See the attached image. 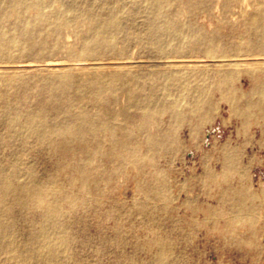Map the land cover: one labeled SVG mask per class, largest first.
I'll return each mask as SVG.
<instances>
[{
  "label": "rangeland",
  "instance_id": "obj_1",
  "mask_svg": "<svg viewBox=\"0 0 264 264\" xmlns=\"http://www.w3.org/2000/svg\"><path fill=\"white\" fill-rule=\"evenodd\" d=\"M35 1L0 0V172L18 173L15 188L45 181L72 201L61 203L53 229L31 205L4 217L12 230L0 237V264H44L23 249L30 231L57 239L63 264H156L160 251L168 264H264V0H162L156 11L150 0ZM105 19L117 27L96 35ZM153 27L166 30L155 39ZM90 40H98L92 50ZM124 72L131 79L124 89L89 99L92 79L105 84ZM138 98L155 111L149 118L131 106ZM82 114L97 126L111 118L115 133L85 128L81 141L47 144L24 128L9 136L14 116L23 125L78 126ZM142 136L157 152L145 153ZM119 142L126 148L113 152ZM96 147L80 191L74 168ZM62 222L66 233L57 230ZM66 237L71 245L63 247Z\"/></svg>",
  "mask_w": 264,
  "mask_h": 264
},
{
  "label": "bare ground",
  "instance_id": "obj_2",
  "mask_svg": "<svg viewBox=\"0 0 264 264\" xmlns=\"http://www.w3.org/2000/svg\"><path fill=\"white\" fill-rule=\"evenodd\" d=\"M34 2V4H36V5H38V1H35V0H33ZM162 0H150V2H151V7H152V10H154V11H156L157 10V8L159 7V5H160V2H161ZM244 1H246V0H244ZM217 3H219V2H217ZM246 3V2H245ZM243 4V3H242ZM241 4V5H242ZM218 7V6H217ZM244 7V6H243ZM215 9H216V6H215ZM218 9V8H217ZM224 9V8H223ZM247 9V8H246ZM183 11V10H182ZM216 11V10H215ZM218 11H219V9H218ZM246 11V10H245ZM241 14H243V13H241ZM199 17V16H198ZM204 16L202 15V18H203ZM182 18V17H181ZM200 19V18H199ZM189 20H191V19H189ZM240 20H242V19H240ZM214 22H215V20H214ZM199 23V22H198ZM126 24H127V22H126ZM192 24H194V23H192ZM214 24V23H213ZM209 26V25H208ZM249 26L252 28V30H253V33L255 34V35H259L260 34V28L257 26V25H255L254 23H251V22H249ZM104 27H117L116 25H114L113 24V22L112 21H110V20H107V19H105L101 24H99L98 26H97V29L95 30V33H96V35L97 34H99L103 29H104ZM210 29V28H209ZM164 30H166V29H162V28H155V27H153L152 29H151V32H150V34H151V38H159V36H161V34H162V32L164 31ZM36 31V30H35ZM65 31V30H64ZM100 31V32H99ZM115 31V30H114ZM117 31H118V29H117ZM27 31L25 30V31H23V34H25ZM114 33H116V32H114ZM117 34H119V33H117ZM116 34V35H117ZM208 38V37H207ZM242 38H243V36H242ZM1 39V38H0ZM67 39V38H66ZM100 39H101V41H102V43H100ZM99 39V42H98V40H90L88 43H87V46H88V48L89 49H93V46H96V44H97V42H98V45H101V44H103L104 42H106V41H108L109 39H110V36L108 35V36H101V38ZM192 39V38H191ZM65 40V39H64ZM68 40V39H67ZM182 40H183V38H182ZM172 40L170 39V42H171ZM243 41V40H242ZM163 42H164V40H163ZM174 42V41H173ZM169 44V43H168ZM178 44V43H177ZM156 46V45H155ZM151 47V46H150ZM178 47V46H177ZM218 48V47H217ZM181 49V48H180ZM199 49V48H198ZM111 51V50H110ZM132 54V53H131ZM141 54V53H140ZM264 56V55H263ZM161 57V56H160ZM220 58V57H219ZM235 58H238V57H235ZM244 58V57H243ZM247 58V57H246ZM207 59H209V58H207ZM214 59V58H213ZM221 59H222V57H221ZM224 59V58H223ZM227 59V58H226ZM241 60V59H240ZM253 60V59H252ZM263 60V59H262ZM261 60V61H262ZM254 61V60H253ZM126 62H127V60H126ZM164 62V61H163ZM57 63V62H56ZM53 64V66L54 67H56V66H58V64L59 63H57V64ZM105 62H103V64H104ZM119 63V62H118ZM118 63H116L117 65H119ZM130 63V62H129ZM149 63V62H148ZM78 64H80V63H78ZM88 64V63H87ZM109 64V63H108ZM111 64V63H110ZM23 65V64H22ZM21 65V66H22ZM25 65V64H24ZM67 65V64H66ZM70 65V64H69ZM83 65V64H82ZM81 65V66H82ZM85 65V64H84ZM90 65V64H89ZM249 65V64H248ZM248 65H246L247 67H248ZM264 65V64H263ZM26 66V65H25ZM52 66V65H51ZM73 66V65H72ZM74 66H76V65H74ZM176 66V65H175ZM244 69H245V67L246 66H244V65H241ZM31 67V66H30ZM33 67V66H32ZM47 67V66H46ZM189 67V66H188ZM25 68V67H24ZM52 68V67H51ZM76 68V67H75ZM263 68H264V66H263ZM55 69H57V68H55ZM72 69H74V67L72 68ZM176 69H178V68H176ZM193 69V68H192ZM51 70V69H50ZM147 70V69H146ZM178 70H181V69H178ZM188 70V69H187ZM186 70V71H187ZM195 70V69H194ZM97 71V70H96ZM120 71V70H119ZM160 71H161V69H160ZM197 71V70H196ZM122 72V71H121ZM151 72V71H150ZM168 72V71H167ZM199 72V71H198ZM205 72V71H204ZM174 73V72H173ZM225 73V72H224ZM243 73V72H242ZM164 74V73H163ZM178 75H179V72L177 73ZM239 74V73H238ZM174 75V74H173ZM248 75V74H247ZM127 76V73L126 72H124V73H116V74H110L109 76H107L106 77V79L104 80V82H105V84L102 82V83H100L99 81H98V79H92L91 81H90V83H89V90H88V95H89V99L92 101V99H94L98 94H103V93H107V92H111L113 89H115V87L118 85L121 89H124V87H126V84H128V82H129V79L130 78H127L126 77ZM194 77V76H193ZM161 79V78H160ZM131 80V79H130ZM164 80V79H163ZM197 83V82H196ZM220 83V82H219ZM181 85V84H180ZM168 86V85H167ZM254 86V85H253ZM256 86V85H255ZM203 87H204V85H203ZM203 87H201V89L203 88ZM249 87V86H248ZM59 88V87H58ZM56 89V91L58 92V90H57V88H55ZM243 90V89H242ZM246 90V89H245ZM248 90V89H247ZM172 91V90H171ZM181 91V90H180ZM203 91H204V89H203ZM205 92V91H204ZM175 93V92H174ZM183 94V93H182ZM119 95V94H118ZM262 97L264 96V91L260 94ZM172 96V95H171ZM170 96V97H171ZM174 96V95H173ZM122 97V96H121ZM158 97V96H157ZM168 98V97H167ZM203 98V97H202ZM207 98V97H206ZM174 99V98H173ZM199 99H200V97H199ZM211 99V98H210ZM121 100H122V98H121ZM120 100V101H121ZM9 101H11V99L9 100ZM167 101V100H166ZM183 101V100H182ZM254 101V100H253ZM157 103V102H156ZM155 103V104H156ZM177 103V102H176ZM8 104V103H7ZM9 104H10V102H9ZM126 105V104H125ZM181 105V104H180ZM225 105V104H224ZM253 105V104H252ZM131 106H135V107H138L139 109H143L144 110V114H143V117H145V118H149L150 116H152L153 114V108H151V107H149V105H148V103H146V102H143V101H141V100H139V98L138 99H132V104H131ZM8 107V106H7ZM12 107V106H11ZM17 107V106H16ZM231 107V106H230ZM14 108V107H13ZM166 108H168V107H166ZM242 109V108H241ZM171 110H172V107H171ZM244 110V109H243ZM200 111V110H199ZM202 111V110H201ZM260 111H262V110H260ZM93 112H94V110H93ZM155 112V111H154ZM167 113V112H166ZM189 113H191V112H189ZM264 113V112H263ZM213 114V113H212ZM253 114V113H252ZM200 118V117H199ZM111 118H108V121H103L102 123H100L98 126L96 125V124H94V121H92V118H90L88 115H86V114H82L81 116H79V125L78 126H75V125H71V124H62V125H59V124H56V125H54V124H51V123H49V122H46L45 120H42L40 123H36L33 119H29L27 122H26V124L25 125H23V124H21L20 123V120H19V118H18V116H14L10 121H8V125L11 127L12 126V130H11V128H10V132H12V134H9V136L11 135V137H12V135H14V136H16V134H17V132H19L18 130H20L21 131V129L22 128H24V130L26 131V132H28L30 135H32V136H34L37 140H39L41 143H45L46 142V144H47V142H49V141H51V142H53V143H56V142H58V140L60 141V140H62V139H64V138H66V139H68L69 141H70V143H74V142H77V141H81V139L83 138L82 136H83V133H84V129L85 128H87V132H89V133H94V132H96L97 130H101V131H103V132H105L107 135H109L110 137H112L113 136V133H115V128L112 126V124H111ZM3 123V122H2ZM183 123V122H182ZM237 124V123H236ZM137 125V124H136ZM202 125V124H201ZM1 127V126H0ZM261 127H262V125H261ZM1 129H3V127H1ZM151 129V128H150ZM120 133L119 134H121L122 136H123V138H129V136H130V132L127 130V129H123L122 127H120L119 128V130H118ZM2 131H0V136H1V134L3 135L4 133H1ZM134 132V131H133ZM140 132H142V131H140ZM151 132V131H150ZM21 132H19V134H20ZM23 133V132H22ZM135 133V132H134ZM255 134V133H254ZM13 136V137H14ZM18 136V135H17ZM16 136V137H17ZM29 137V136H28ZM85 137V136H84ZM143 137V140H142V142H143V145L145 146V153H154V152H157V151H155L153 148H152V145L155 143V140L151 137V136H142ZM1 138V137H0ZM7 138V137H6ZM19 138H20V136H19ZM25 138H27V137H25ZM141 138V137H140ZM14 139H15V137H14ZM138 139V138H137ZM8 140V139H7ZM16 140H18V138L17 139H15V141ZM84 140V139H83ZM11 141V140H10ZM68 141V142H69ZM138 141V140H137ZM11 142H13V139H12V141ZM26 142V141H25ZM140 142V141H139ZM7 143V142H6ZM16 143V142H15ZM28 144V143H27ZM130 144V143H129ZM12 145H13V143H12ZM137 145V144H136ZM16 146V145H15ZM10 147V146H9ZM18 147V146H17ZM23 146H21V148H22ZM68 147H70L69 145H68ZM43 148H44V146H43ZM65 148H67V147H65ZM125 149L126 147H125V144L124 143H122V142H119V143H113V145H112V150H113V152H116L118 149ZM129 148V147H128ZM161 148V147H160ZM13 149V148H12ZM45 149H46V147H45ZM44 149V150H45ZM68 149H70V148H68ZM17 150V149H16ZM19 150V149H18ZM73 150V149H72ZM162 151H164L163 149H161ZM86 154V156H85V161L83 162V165L81 166V167H79V166H77V167H75L74 168V175H76L78 178H80V184H79V186H78V189L80 190V191H85L86 190V178H87V169H88V167L92 164V162H93V158H94V156H96V155H99L100 154V149H99V147L97 148H95V150H93L92 151V154H88L87 153V151H84ZM22 153H23V151H22ZM41 153V152H40ZM44 153V152H43ZM159 153V152H158ZM45 154V153H44ZM10 155H12V154H10ZM26 155V154H25ZM157 155V154H156ZM145 156H147V154L145 155ZM11 158L13 159L14 157H12L11 156ZM35 158V157H34ZM7 159V158H6ZM14 159H16V158H14ZM46 159H47V157H46ZM7 160H9V158L7 159ZM18 160V159H17ZM33 160V159H32ZM59 160V159H58ZM141 160V159H140ZM157 160V159H156ZM3 161V160H2ZM34 161V163H35V161L36 160H33ZM126 161V160H125ZM153 161V160H152ZM27 162V161H26ZM25 162V163H26ZM32 162V161H31ZM154 162V161H153ZM0 163H2L1 162V159H0ZM7 163H9V162H7ZM20 163V162H19ZM105 163H106V161H105ZM155 163V162H154ZM21 164V163H20ZM20 164H17V165H20ZM10 165H11V163H10ZM106 165V164H105ZM1 166H2V164H1ZM32 167H33V165H31ZM8 167V166H7ZM163 167V166H162ZM163 168H165V167H163ZM2 168H0V170H1ZM17 169V168H16ZM16 169H14V170H16ZM20 169V168H19ZM131 169V168H130ZM134 169V168H133ZM3 170V169H2ZM5 170H7L6 169V167H5ZM5 170L4 171H1L0 173V176H1V179H0V204H5V206H6V204H7V206H6V209H7V212H5V213H3V214H1L0 213V237L2 236V235H4L5 233H8V232H10L11 230H12V228L11 227H8V225L6 226V225H3V223H1V221H2V219H4V217L6 218V217H11V216H9V215H12L11 214V212H15V210L17 209H21V208H24V207H27L28 205H31V206H33L35 209H37L38 210V214H39V216L40 217H42V219H43V222L45 223V224H48L49 225V228H55V225H56V222H54L53 221V219L55 218V217H57V216H61V203L62 202H69V201H72L71 200V198H69V195H67V194H61L60 195V193H56L55 191H53L52 189H49L48 187H47V183L45 184L44 182H40V181H38V180H35L34 179V181H32L31 182V184L30 185H25L24 183L22 184L21 183V185H19V186H16L17 188H15L13 185H12V182H11V179H12V177H15V175L16 174H14L15 172H13V171H11V172H13V174H9V173H6L5 172ZM48 170V169H47ZM124 170V169H123ZM132 170V169H131ZM150 170V169H149ZM32 171V170H31ZM130 171V170H129ZM134 171V170H133ZM8 172V171H7ZM21 172H23L22 170H21ZM107 172V171H106ZM122 172H124V171H122ZM17 173V172H16ZM101 173H102V170H101ZM125 173V172H124ZM136 173V172H135ZM18 174V173H17ZM32 174H33V172H32ZM103 174V173H102ZM101 174V175H102ZM122 174V173H121ZM128 174V173H127ZM23 175V174H22ZM27 175H28V173H27ZM26 175V176H27ZM30 175V174H29ZM18 176V175H17ZM33 176V175H32ZM121 176H123V175H121ZM125 176V175H124ZM129 176V175H128ZM127 176V177H128ZM131 176V175H130ZM34 177V176H33ZM40 177V176H39ZM43 177V176H42ZM18 178V177H17ZM34 178H37V177H34ZM44 178H45V176H44ZM124 178V177H123ZM129 178V177H128ZM22 179H24V178H22ZM25 180V179H24ZM28 180V179H27ZM71 181H69V183H70V185H73V180L72 179H70ZM129 180V179H128ZM150 180V179H149ZM15 181V180H14ZM16 182V181H15ZM19 182V181H18ZM64 183V182H63ZM168 183V182H167ZM18 184H20V183H18ZM101 184V183H100ZM249 184V183H248ZM64 186H66V185H64ZM259 186H260V184H259ZM224 187V186H223ZM168 188V187H167ZM259 188H261V186L259 187ZM237 189H239L238 187H237ZM61 190V189H60ZM255 190V189H254ZM262 190H263V188H262ZM261 190V191H262ZM64 191V190H63ZM149 191V190H148ZM256 191V190H255ZM69 193H71V192H69ZM170 193V192H169ZM168 193V194H169ZM217 193H219V192H217ZM256 193H257V191H256ZM262 193H263V191H262ZM49 194H52L53 196H54V199H52V200H48V199H46L47 198V196L49 195ZM58 194V195H57ZM213 194H215V193H213ZM57 196V197H56ZM171 196V195H170ZM221 196H223V195H221ZM225 196V195H224ZM82 197V196H81ZM258 197H259V194H258ZM87 198V197H86ZM90 198V197H89ZM91 199V198H90ZM215 199H217V198H215ZM169 201H170V198H169ZM178 201V200H177ZM74 202V201H73ZM72 202V203H73ZM162 202V201H161ZM256 202V201H255ZM247 203V202H246ZM260 203H262L261 201L259 202V204ZM150 204V203H149ZM172 204H173V202H172ZM83 205H84V203H83ZM91 205V204H90ZM234 205V204H233ZM253 205H254V203H253ZM2 207H4L3 205H1ZM69 206V205H68ZM138 206H140V203L138 204ZM153 206V205H152ZM235 206V205H234ZM255 206H256V204H255ZM2 207L0 208V209H2ZM165 207H168L167 205H165ZM185 207V206H184ZM204 207H206V206H204ZM243 207H244V205H243ZM249 207V206H248ZM96 208V207H95ZM136 208V207H135ZM140 208V207H139ZM160 208V207H159ZM169 208V207H168ZM171 208V207H170ZM254 209L256 208V207H253ZM151 209V208H150ZM16 210V211H17ZM36 210V211H37ZM139 210V209H138ZM245 210V209H244ZM35 211V212H36ZM154 211V210H153ZM174 211V210H173ZM211 211V210H210ZM264 211V210H263ZM18 212V211H17ZM17 212H16V214H17ZM246 212V211H245ZM20 213H21V210H20ZM180 213V212H179ZM234 213V212H233ZM15 213H14V215H16ZM37 213H35V215H36ZM21 215V214H20ZM126 215V214H125ZM180 215V214H179ZM17 216V215H16ZM16 216L14 217V219H17L16 218ZM33 216V215H32ZM36 216H38V215H36ZM149 216V215H148ZM202 216V215H201ZM262 216V215H261ZM12 217V218H13ZM19 217H21V216H19ZM118 217V216H117ZM143 218V217H142ZM156 218V217H155ZM31 219H32V217H31ZM35 218H33V220H34ZM37 219V218H36ZM41 219V218H40ZM140 219V218H139ZM144 219V218H143ZM201 219V218H200ZM247 219V218H246ZM245 219V220H246ZM251 219H253V218H251ZM20 220V219H19ZM22 220V219H21ZM76 220V219H75ZM114 220H116V218L114 219ZM248 220V219H247ZM36 222H37V220H35ZM20 222H22V221H20ZM41 222V221H40ZM143 222V220L141 221V223ZM138 223H139V221H138ZM211 223V222H210ZM81 224V223H80ZM192 224V223H191ZM247 224H248V222H247ZM24 225V224H23ZM22 224L20 225V226H23ZM77 225V221L75 222V226ZM114 225V224H113ZM140 225V224H139ZM245 225V224H244ZM34 226V225H33ZM68 224H66V223H64V222H62V223H60V227H57L58 229L57 230H61V232H65L66 233V231L68 230ZM121 226V225H120ZM119 226V227H120ZM192 226H194L193 224H192ZM235 226V225H234ZM253 226V225H252ZM16 227V226H15ZM18 227H19V225H18ZM25 227V226H24ZM251 227V226H250ZM20 228V227H19ZM121 229H122V227H120ZM120 228H119V230H120ZM158 228V227H157ZM236 228V227H235ZM15 229V228H14ZM81 229V228H80ZM225 229V228H224ZM16 230V229H15ZM34 230V229H33ZM116 230V229H115ZM153 230V229H152ZM246 230H248V228L246 229ZM227 231V230H226ZM21 232V231H20ZM47 231H45V233H46ZM45 233L43 232V233H40V234H35V232H32V231H30V232H28L27 233V235L25 236V238L23 239V237H22V239H23V242H22V246H23V249H25V251H26V253H27V255H29V256H33L34 258H39L41 261H42V263H44V264H63V261L62 260H59L58 259V257H57V248H58V245H57V242H58V240L57 239H47L48 237H47V235H45ZM53 233V232H52ZM68 233V232H67ZM121 233V232H120ZM215 233V232H214ZM21 234V233H20ZM25 234V233H24ZM24 234H22V236L24 235ZM156 234H157V232H156ZM216 234V233H215ZM223 234V233H222ZM226 234H228V233H226ZM232 234V233H231ZM252 234H254V233H252ZM114 235H115V233H114ZM225 235V234H224ZM230 235V234H229ZM229 235H228V237H229ZM52 236V235H51ZM55 236V235H54ZM158 236V235H157ZM233 236V235H232ZM71 237V236H70ZM112 237V236H111ZM115 237V236H114ZM159 237V236H158ZM162 237V236H161ZM206 237V236H205ZM225 237H226V235H225ZM252 237H255V235H252ZM164 238V237H163ZM227 238V237H226ZM47 239V240H46ZM230 240H231V238H229ZM253 239H255V238H253ZM111 240V239H110ZM226 240V239H225ZM233 240H236V239H233ZM232 240V241H233ZM239 240H241V239H239ZM238 240V241H239ZM40 241H45L44 243H40ZM227 241H229V240H227ZM70 242H71V240L69 239V237L67 238H65V239H63V241H62V246L63 247H68L69 245H71L70 244ZM123 242V240L121 241V243ZM225 242V241H224ZM231 242V241H230ZM240 242V245H241V241H239ZM243 242V241H242ZM252 242V241H251ZM101 243V242H100ZM103 243V242H102ZM108 243V242H107ZM119 244V245H121L122 246V244ZM162 243V242H161ZM244 243V242H243ZM245 243H247L246 241H245ZM126 244V243H125ZM128 244V243H127ZM154 245L153 246H156L157 244H158V242H156L155 240H154V243H153ZM116 244H114V246H115ZM238 244H237V242H236V246H237ZM246 245V244H245ZM113 246V247H114ZM118 246V245H117ZM125 245L123 244V246L122 247H124ZM128 246V245H127ZM162 246V245H161ZM3 248H5V246H2ZM107 247H108V245H107ZM149 247V246H148ZM157 247V246H156ZM238 247H240V246H238ZM242 247H243V245H242ZM8 248V247H7ZM120 248V247H119ZM129 248H130V246H129ZM133 248V247H132ZM161 248H163V246L161 247ZM161 248H160V250H161ZM131 249V248H130ZM251 249H252V247H251ZM132 250V249H131ZM254 250H255V248H254ZM8 251V250H7ZM134 253V252H133ZM160 254H159V256L157 257V259H156V264H168L167 262H166V259H165V255L163 254V252L162 251H160L159 252ZM166 253V252H165ZM8 254H10V253H8ZM137 254H139V253H137ZM257 254V253H256ZM120 255V254H119ZM133 255V254H132ZM145 255V254H144ZM151 255H154L153 253H151ZM63 256V255H62ZM66 256H67V254H66ZM124 258H125V256L124 255H122ZM171 256V255H170ZM254 257V256H253ZM132 258V257H131ZM169 259V258H168ZM132 261V260H131ZM222 262V261H221ZM152 263V262H151ZM28 264V263H27Z\"/></svg>",
  "mask_w": 264,
  "mask_h": 264
}]
</instances>
